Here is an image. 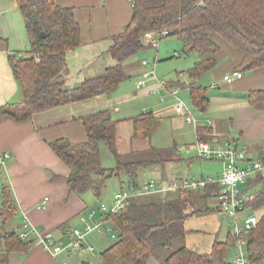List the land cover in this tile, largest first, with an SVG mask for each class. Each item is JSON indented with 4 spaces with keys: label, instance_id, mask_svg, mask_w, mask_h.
Here are the masks:
<instances>
[{
    "label": "trees",
    "instance_id": "16d2710c",
    "mask_svg": "<svg viewBox=\"0 0 264 264\" xmlns=\"http://www.w3.org/2000/svg\"><path fill=\"white\" fill-rule=\"evenodd\" d=\"M15 2L24 22L29 52L26 56H8L22 99L0 108V114L16 121L95 96L114 94L128 79L124 62L152 47L145 38L148 33L153 34L154 39L175 36L182 43L184 55L194 54L198 58L186 75L190 81L191 105L201 113L206 110L208 100L197 82L216 67L215 54L219 51L220 40L241 58L235 72L264 69V0H131L130 21L113 37L109 49L114 65L101 75L84 80L77 88L65 89L59 77L66 71V54L81 42L73 8L62 7L57 0ZM165 85L172 88L178 83ZM248 103L254 110L264 111V91L249 92ZM81 122L86 133L85 142L73 144L60 139L47 143L68 169V190L78 196L92 192L99 199L107 174L125 172L134 177L140 168L164 163L159 157L124 160L117 151V122L107 111L87 115ZM132 123L131 140L144 141L150 140L159 126V119L147 112L134 118ZM210 132L197 127V140L211 141ZM100 144L111 155L113 169L102 167ZM149 150L157 154L153 148ZM263 158L264 154L259 159ZM217 191L218 187L213 185L203 191L166 193L164 198L153 195L130 199L125 209L105 216L115 240L99 255L101 261L103 264H146L150 257H156L161 264H230L229 252L235 240L230 234L223 241H214L209 252L185 245L189 233L185 222L213 212L206 202ZM243 191L253 194L245 207L260 214L256 227L244 234L247 257L254 264H264V177L256 175L250 179ZM15 211V204L5 188L0 210V264H13L11 254H26L34 245L33 241L22 240L16 232L5 229ZM177 241L182 245L173 250L172 245Z\"/></svg>",
    "mask_w": 264,
    "mask_h": 264
},
{
    "label": "crops",
    "instance_id": "0c3cea01",
    "mask_svg": "<svg viewBox=\"0 0 264 264\" xmlns=\"http://www.w3.org/2000/svg\"><path fill=\"white\" fill-rule=\"evenodd\" d=\"M57 3L62 7L73 8L75 20L80 28V45L67 52L66 71L62 72L59 77V81L64 84L65 89H74L79 87L84 80L97 77L114 65L115 62L109 49L113 44V37L120 34L129 23L132 3L131 0H57ZM218 45L219 51L215 54L216 67L203 74L197 82L208 100L206 110L201 113L192 107L189 91L190 81L185 73L186 78L181 82L176 80L178 85H172V88L157 82L149 86L152 89L151 92L160 95L164 91L170 98L169 102H165L167 97L162 98L161 103L167 105L158 113H156L158 110L151 113L159 119V125L160 119H163L160 117L161 115L171 121L181 120L180 125L175 127V130L178 129V135L184 137L189 133L185 125L191 124L186 123L174 113L175 100L168 92L176 90L178 97L179 94L183 95L184 100H181L186 102L193 118L198 122L196 126L211 130L212 143L227 142L237 148H246L249 158L259 159L264 154V111L254 110L249 105L248 94L256 90L264 91V69L246 73L238 72L241 74V78H234L231 83L224 82L223 76L234 73L241 58L221 40ZM148 50H143L124 62L123 66L128 79L135 76L139 79L146 71L141 62L147 61ZM28 52L29 41L15 0H0V108L7 104L18 103L22 99L20 87L11 72L8 56L12 54L26 56ZM156 56L157 51L155 59H153V70ZM186 57L188 56L184 55V58ZM197 60L198 58L195 56L194 64ZM154 81H156L155 76L149 78L145 87ZM123 83L110 96L99 95L78 103L35 113L24 121H16L8 115L0 114V156L5 153L10 156L5 168H0V210L5 188L8 190L16 210L15 215L7 220L5 229L14 231L18 235L24 233L26 234L25 241L34 242L28 253L10 255V261L13 259V264H65L66 260L61 255L70 258L72 255L94 254L92 248V252L85 250L81 253H69L67 251L53 257L36 242L37 235L50 234L54 241H62L67 244L72 240L71 230L83 231V225L79 218L86 217L90 211L95 212L92 221L100 224V227L85 235L81 242L82 246L88 247L85 238L93 232L103 235L104 231L110 234L111 239L114 240L115 235L109 227V223L105 221V216L98 211L100 200L104 197L105 190L109 187L112 178H115L117 182L113 186L110 185L113 191L109 196V205L115 193L121 189L133 187L132 183L138 187L150 179L166 181L174 178L197 180L220 177L223 168L220 161H214L217 162L216 165H204L206 171L203 173L202 169L198 177L176 173L174 165L178 166L181 159L173 150L164 159L162 165L156 164L140 168L136 170L134 177L124 172L111 174L110 179H105V187L99 199L95 198L92 192H86L80 196L70 192L67 187L68 169L51 151L47 143L60 139H65L73 144L85 142L86 133L81 118L87 115L107 111L111 119L117 122L116 142L121 136L120 130L126 127L130 129L129 143L131 145L141 142L145 146H139V148L146 147L147 149L143 152L154 153L151 151L152 149L149 150L150 148H153L158 154L162 151L151 147V140H144V143L140 140H131L132 120L147 112V108L145 109L146 99H144L146 92L138 93L136 90L141 91L145 87L138 89L136 84L133 92L131 86ZM192 134L194 140L184 147H190L196 142L195 126H192ZM134 148L136 149V147ZM117 151L122 154L118 147ZM131 151L137 152L138 150ZM131 151L129 150L128 153ZM180 152L183 151L180 150ZM191 153H185L187 155L185 157H188L186 159L189 161V169L192 170L191 162L196 158ZM100 157L103 168H114L113 159V165L106 167L101 155ZM243 188L244 186L239 187L243 193L250 195V192H244ZM208 207L213 210L210 213L219 215L214 209L213 202ZM1 220L0 213V223ZM229 225L232 227L231 223ZM221 228L222 222L218 221L213 229L214 241H219L216 236ZM187 231L188 235L193 232ZM225 232L226 239L228 234L231 235V228L227 226ZM232 256L233 247L229 252L230 264ZM146 264L161 263L156 257H150Z\"/></svg>",
    "mask_w": 264,
    "mask_h": 264
},
{
    "label": "built area",
    "instance_id": "2783aa9c",
    "mask_svg": "<svg viewBox=\"0 0 264 264\" xmlns=\"http://www.w3.org/2000/svg\"><path fill=\"white\" fill-rule=\"evenodd\" d=\"M151 33L146 34V41L152 48H156V39ZM142 66L149 67L146 60H143ZM154 78V70H146L136 82L138 89L145 87L146 81ZM241 78V74L234 72L223 76V81L231 83L233 79ZM175 100L174 112L188 124H196L189 107L177 96L176 90L169 92ZM185 153L192 152L195 158L205 161H220L222 163V172L219 178L206 179H182L174 178L171 180H153L144 182L138 187H130L119 190L113 196L110 205L100 204L98 211L103 216L115 214L125 209L129 200L153 195H161L170 192H188L203 191L209 186L216 185L218 191L213 197V205L217 213L232 224L231 235L234 237L233 256L231 264H254L246 253V239L244 234L254 229L258 222V217L245 207L250 200V195L243 193L239 187L245 186L247 182L255 175L264 177V158L251 159L247 151L243 148H236L229 143H209L197 141L192 148L186 147ZM10 156L3 154L0 156V168H5ZM95 212L90 211L86 217H80L79 221L83 225V231L73 229L70 231L72 240L64 244L62 241H54L50 234L37 235V243L44 247L53 257L61 253H81L85 250L92 252V248L83 247L81 242L85 235L91 231L98 230L100 224L94 223L92 218ZM112 230V229H111ZM110 231V230H108ZM19 238L26 239V234L20 233ZM66 264V263H65Z\"/></svg>",
    "mask_w": 264,
    "mask_h": 264
},
{
    "label": "rangeland",
    "instance_id": "374dc122",
    "mask_svg": "<svg viewBox=\"0 0 264 264\" xmlns=\"http://www.w3.org/2000/svg\"><path fill=\"white\" fill-rule=\"evenodd\" d=\"M156 51H157V56H156V64L154 68V76H155L156 81L148 83L145 89H141V91L136 90L138 91V93L146 92L145 98H144L146 99V103L144 102L145 109L147 108V112H154V113L156 110H158L156 112L158 113L163 107L167 105V104L163 105L164 103H161L162 98L167 97L165 102H169L170 98L164 91L160 95L151 92L152 89L149 88V86L152 84H156V82L163 84L164 86V84L167 82H172V81L174 82L176 80L180 82L183 81L186 78L185 77L186 71L194 65V58H195L194 54H190L188 55V57L184 58V54L182 53V43L177 37L171 36V37H163L162 39L158 38L156 39V48L151 47L148 50L147 62L150 68L145 67L146 68L145 70H148V69L153 70L152 65L154 64L153 59H155ZM137 81H138V77L135 76L131 79L124 81L123 84H126L127 86H131L132 91L134 92L135 90L134 85L136 84ZM179 98L184 100L183 95L181 94H179ZM160 117L163 119H160V125L153 132L150 140H151V147H156L160 151L162 150L161 153L154 154V153H149L148 151L143 152V150H147V149L146 147L139 148V146L141 147L145 146L141 144V142L131 145L129 143L130 129L123 127L120 130L121 136L118 139L117 147L120 153H122L121 155H123L124 160H126L127 162L128 161L150 160V159L155 160L157 157H159L160 160L164 161V159L167 157L170 151L175 150V153H177V157H180L181 159V162L178 163L179 164L178 166L174 165L175 172L180 173L184 176L190 175V177L200 176L201 174L200 172L202 171V169L204 173V171H206L204 170V165L206 164L211 165V166L216 165L217 162L205 161V160H200L196 158V160L194 159L191 162L192 170L189 169V163H188L189 161H187L186 159L188 157H185L187 155H185L184 153L185 152L184 148L186 147L184 146L191 144V142L194 140V137L192 134V126H195V128H197L196 125H198V122L194 118L193 119L196 121V124L195 125L191 124L192 126L185 125L189 133H187L184 137H180L177 133L178 129L175 130V127H178V125H180L181 120L175 119L171 121V119L164 118V115L163 116L161 115ZM197 141L199 140H196V142ZM203 142L212 143V141H203ZM142 143L144 142L142 141ZM134 147H136V149ZM104 148H105L104 145L100 144V152L102 156V161L107 167V166L113 165V161H112V158L109 152L106 150V148L104 150ZM190 148H192V146H190ZM133 149L138 150V151L137 152L131 151ZM243 149H245L248 154V150L246 148H243ZM129 150L131 151V153H128ZM168 150L169 152H167ZM180 150H182L183 152H180ZM131 155L133 156L130 157ZM147 174L149 173L147 172ZM191 175H196V176H191ZM115 182H117V180L115 178H112L109 184L113 186ZM110 185L109 187L106 188L105 195L100 200L101 204L109 205V196L111 195L113 191ZM164 195L163 194L158 195V197H163ZM147 197H150V196H147ZM252 198H253V194L250 193V200H252ZM250 200L247 202V204L250 202ZM206 204H208V206L212 205V200H208ZM253 213L257 217L260 216L258 212H253ZM218 221L222 222V228L216 237L219 241H222L223 239H225V233H226L225 231H226L227 226L231 228L228 221H226L224 217H221L214 213H209V214H204L201 216L193 217L187 220L185 223V229L191 230L193 232H191L186 237L185 245H187L188 247H192L198 251H203V252L209 251L210 246L215 239V236L213 235V229L215 225L218 223ZM85 240H86V245H88V247L93 248L94 254L84 253L83 255H72L70 258H66L64 257V255H61L63 256L62 258L66 260L67 264H83V263L103 264L99 255L102 253V251L107 249L109 245L112 242H114L115 239L112 240L110 234L105 233L103 231V235H99L97 232L90 233L85 238ZM181 245L182 243L180 241H177L172 245V249L174 250L180 247ZM11 262L14 263L13 259Z\"/></svg>",
    "mask_w": 264,
    "mask_h": 264
},
{
    "label": "water",
    "instance_id": "95a60500",
    "mask_svg": "<svg viewBox=\"0 0 264 264\" xmlns=\"http://www.w3.org/2000/svg\"><path fill=\"white\" fill-rule=\"evenodd\" d=\"M111 177V174H107L106 175V179L110 178Z\"/></svg>",
    "mask_w": 264,
    "mask_h": 264
}]
</instances>
